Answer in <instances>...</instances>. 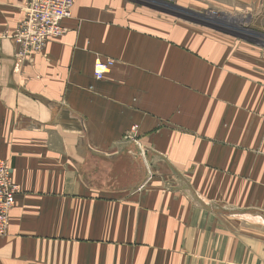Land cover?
<instances>
[{
  "label": "crops",
  "instance_id": "obj_1",
  "mask_svg": "<svg viewBox=\"0 0 264 264\" xmlns=\"http://www.w3.org/2000/svg\"><path fill=\"white\" fill-rule=\"evenodd\" d=\"M25 4L0 0V160L19 187L0 264H264V49L75 0L38 50Z\"/></svg>",
  "mask_w": 264,
  "mask_h": 264
},
{
  "label": "rangeland",
  "instance_id": "obj_2",
  "mask_svg": "<svg viewBox=\"0 0 264 264\" xmlns=\"http://www.w3.org/2000/svg\"><path fill=\"white\" fill-rule=\"evenodd\" d=\"M122 2L130 12L152 15L154 22L165 21L171 26L178 24L186 28L199 29L202 49L209 44H224L225 41L234 46L254 44L264 49V0H122ZM236 54L239 55L240 52L237 51ZM104 76L98 79L95 74L97 80L104 79Z\"/></svg>",
  "mask_w": 264,
  "mask_h": 264
},
{
  "label": "built area",
  "instance_id": "obj_3",
  "mask_svg": "<svg viewBox=\"0 0 264 264\" xmlns=\"http://www.w3.org/2000/svg\"><path fill=\"white\" fill-rule=\"evenodd\" d=\"M75 0H26L23 8V37L39 50L47 42L65 34L63 22L72 17ZM114 61L97 59L96 76L101 79L110 71ZM12 165L0 160V238L7 237L10 229L11 213L16 207L18 185L13 180Z\"/></svg>",
  "mask_w": 264,
  "mask_h": 264
}]
</instances>
